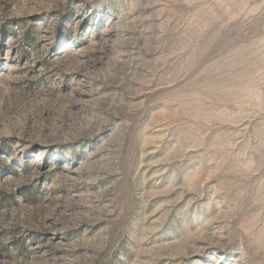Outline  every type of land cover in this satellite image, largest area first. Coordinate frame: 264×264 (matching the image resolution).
Returning a JSON list of instances; mask_svg holds the SVG:
<instances>
[{
    "label": "rangeland",
    "instance_id": "obj_1",
    "mask_svg": "<svg viewBox=\"0 0 264 264\" xmlns=\"http://www.w3.org/2000/svg\"><path fill=\"white\" fill-rule=\"evenodd\" d=\"M0 264H264V0H0Z\"/></svg>",
    "mask_w": 264,
    "mask_h": 264
}]
</instances>
